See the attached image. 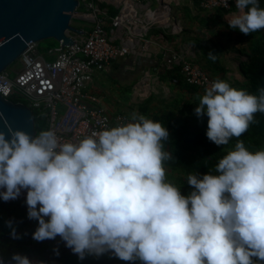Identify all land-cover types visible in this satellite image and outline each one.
Masks as SVG:
<instances>
[{"label":"clouds","instance_id":"obj_1","mask_svg":"<svg viewBox=\"0 0 264 264\" xmlns=\"http://www.w3.org/2000/svg\"><path fill=\"white\" fill-rule=\"evenodd\" d=\"M233 6L234 12L200 9L227 12L229 27L245 35L264 29L260 0H235ZM193 52L189 61L215 79L205 90L195 86L203 93L195 114L208 117L207 138L217 146L237 138L216 164L217 174H189L194 190L182 195L166 180L164 164L174 159L164 150L168 130L138 113L78 143H60L52 130L35 136L0 131V200L27 191L28 219L38 221L34 240L60 236L80 260L111 253L141 264H255L253 258L264 264V149L252 152L239 139L255 114H264V87L258 94L232 87L223 75L203 69ZM207 57L217 59L211 52ZM6 223L20 238L13 221ZM11 260L32 264L18 253Z\"/></svg>","mask_w":264,"mask_h":264},{"label":"built area","instance_id":"obj_2","mask_svg":"<svg viewBox=\"0 0 264 264\" xmlns=\"http://www.w3.org/2000/svg\"><path fill=\"white\" fill-rule=\"evenodd\" d=\"M78 1L74 18L89 24L88 31L81 30L85 34L83 39L76 35L75 45L61 48L58 44L49 50L48 54L55 56L52 61L41 54L39 43L30 42L20 58L22 69L16 76L11 78L7 69L0 73V94L30 107L34 116L36 112L37 117L45 121L44 131H54L60 143H78L94 132L132 122L126 114L109 113L101 99L88 92L95 73L115 61L149 53V38L154 30L163 37H175L183 32L173 8L181 0ZM195 1H199L204 11H230L235 4V0ZM111 7L117 11L115 15H110ZM170 59V64L180 67L189 85L205 90L215 80L184 54H174ZM149 79L158 83V72L154 75L147 73L136 87L135 94L142 100L153 92ZM165 92L169 93L167 89ZM26 196L27 191L22 190L17 199L7 203L26 202ZM29 259L32 264H52L45 257ZM0 262L15 264L1 255Z\"/></svg>","mask_w":264,"mask_h":264},{"label":"trees","instance_id":"obj_3","mask_svg":"<svg viewBox=\"0 0 264 264\" xmlns=\"http://www.w3.org/2000/svg\"><path fill=\"white\" fill-rule=\"evenodd\" d=\"M198 6V2H196ZM260 6L264 7V0H260ZM232 10H236L233 6ZM117 11L112 10L115 15ZM227 14L218 11L220 27L224 29L223 38L217 41L209 40L207 44L211 46L205 50L202 46L204 40L192 39V44L198 53L197 63L203 69L211 71L213 74H226L227 69L220 64V59L229 55H237L239 58H247L246 62L239 64L238 71L243 76L242 81H226L237 89H244L251 94H258L257 89L264 87V29L249 35L241 33L238 29H231L223 17ZM186 33V31H184ZM197 36L205 38V35L197 33ZM217 55L215 62L208 59V54ZM207 53V54H206ZM203 59V60H202ZM161 81L168 88L173 90V94L178 97L172 101L163 100L164 108L155 114H150L151 98L139 106L141 115L161 122L169 132L167 141H164V150L172 154L173 158L166 161V180L180 188L182 195H189L194 189L188 184L186 177L189 174H198L201 178L204 174L215 172L218 161L229 151L234 150L237 138L233 137L228 145L217 146L211 142L206 132L208 129V117H197L195 108L198 106V95L203 93L195 86L186 83L180 74V68L173 67L166 69L161 77ZM183 95L189 96V100ZM35 126L38 133L46 128L45 121L37 117L35 112ZM241 139L245 147L255 152L264 149V114L256 113L255 122L248 130L242 134ZM39 207V206H38ZM46 220L48 218H45ZM7 221H13V228L20 238H13L12 228L7 226ZM38 227L37 220L28 219V208L26 202L6 203L0 200V255L6 260H11L13 254L48 257L52 264H124L128 261L120 260L111 253H106L100 257L86 255L84 260H80L71 249L65 246V242L60 236L55 239L37 242L32 238V234ZM55 250H58V255ZM255 264H260L256 262Z\"/></svg>","mask_w":264,"mask_h":264},{"label":"crops","instance_id":"obj_4","mask_svg":"<svg viewBox=\"0 0 264 264\" xmlns=\"http://www.w3.org/2000/svg\"><path fill=\"white\" fill-rule=\"evenodd\" d=\"M179 6L182 7L178 8ZM176 7L181 9L184 14L188 11L192 20L191 22L185 20L186 22L183 23L180 19V16H182L183 13L176 16L175 11V18L183 28V33L181 35L175 37H163L159 31L154 30L149 38L151 50L149 53H142L138 58L130 56L115 61L110 66L106 67V69L99 70L95 73L94 78L89 85L88 92L99 97L109 113L127 114L126 111H129V116L131 118L133 113L141 115L139 106L150 98L152 100L150 103V114L157 113L160 109L164 108L163 102H161L163 99L172 101L174 98L172 97L171 100H168L171 98L173 90L169 88L171 96L167 97L168 94H166V89H164V86L166 85L161 81L164 71L168 68L172 69L175 66L170 64L171 56L174 54H184L188 60L194 61L193 51H195V56L197 58H199V56L196 52V48L190 44L192 39L199 38L200 40H204L202 46L205 50H209L211 46L207 44V41H217L219 38H223L222 33L224 29L220 27L217 15L218 12L206 13L196 6L194 1L188 0H181ZM224 21L227 22L226 18L223 17L222 22ZM184 31H186V33ZM188 31L195 33V35H187V33L189 34ZM197 33L205 35L206 37L202 38L201 36H197ZM233 57L235 60L234 65H231L229 58L224 59L221 57V63H227L230 66L229 68L222 66L228 70V72L222 77L223 79L230 81H242L244 78L238 71V67L240 63L246 62L247 58H239L237 55H233ZM232 69L234 72H231ZM157 72L159 77L158 83L153 79H149V86L151 88L154 87V89L148 98L142 100L135 94L136 87L147 73L154 75ZM210 73L218 77H221L222 75L218 73L213 74L211 71ZM127 91H131L132 96L126 100L127 93L125 92Z\"/></svg>","mask_w":264,"mask_h":264},{"label":"water","instance_id":"obj_5","mask_svg":"<svg viewBox=\"0 0 264 264\" xmlns=\"http://www.w3.org/2000/svg\"><path fill=\"white\" fill-rule=\"evenodd\" d=\"M78 6V0H0V73L20 60L30 42L54 40L63 48L75 45L71 33L83 39L72 25ZM9 128L37 133L32 109L0 94V131Z\"/></svg>","mask_w":264,"mask_h":264},{"label":"rangeland","instance_id":"obj_6","mask_svg":"<svg viewBox=\"0 0 264 264\" xmlns=\"http://www.w3.org/2000/svg\"><path fill=\"white\" fill-rule=\"evenodd\" d=\"M180 7H182V6H179L178 8H180ZM173 8L175 9L174 13L176 11V16H179L180 13H183L182 16H180V19L182 20L183 23L186 22V21H190V22L192 21L191 20V16H190L188 11H186L185 14H184V12L181 11V9H178L175 5H173ZM109 10H110V14H112V10H114V8L111 7V8H109ZM185 15H186V19H185ZM72 25L74 27L78 28L79 30H83L84 32L88 31V29H89V24L88 23H85V22L79 21V20L78 21L73 20ZM188 32H189V34L187 33V35H192V34L195 35V33H192L191 31H188ZM57 46H58V43L56 41H54V40L42 41V42L39 43V51L41 52V54L45 55V57H46V59L48 61H52L55 56L48 54V51L53 49V48H55V47H57ZM226 58H229V62L231 63V65L235 64V60H234V57L232 55H229ZM226 58H224V59H226ZM221 65L225 66V67H228V68L230 67L229 64H227V63H223V64L221 63ZM20 69H22V65H21L20 60H18L13 65H11L7 69V71L9 72L10 77L14 78L16 76V74H17V71L20 70ZM231 72H234V70L232 69ZM157 92H158V89H157ZM125 93H127L126 100L132 96V92L131 91H127ZM167 97H170V93H169V95H167ZM172 97H174V99H175V97L176 98L178 97V94H176V93L173 94L172 93L171 98L168 99V100H171ZM183 97L186 98V101L189 100V96L183 95ZM163 100H166V99H163ZM126 112H127V115H129L130 112L129 111H126Z\"/></svg>","mask_w":264,"mask_h":264}]
</instances>
